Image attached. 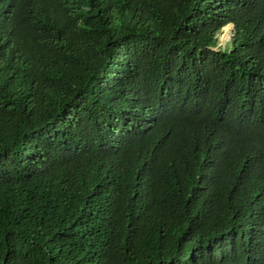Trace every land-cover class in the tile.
Returning <instances> with one entry per match:
<instances>
[{"label":"trees","instance_id":"obj_1","mask_svg":"<svg viewBox=\"0 0 264 264\" xmlns=\"http://www.w3.org/2000/svg\"><path fill=\"white\" fill-rule=\"evenodd\" d=\"M0 264H264V0H0Z\"/></svg>","mask_w":264,"mask_h":264},{"label":"rangeland","instance_id":"obj_2","mask_svg":"<svg viewBox=\"0 0 264 264\" xmlns=\"http://www.w3.org/2000/svg\"><path fill=\"white\" fill-rule=\"evenodd\" d=\"M233 33H234V25L230 24L227 25L221 33L218 34V45L215 48V50H218L220 48H227L230 46L231 41L233 39ZM227 34V35H226ZM228 37V38H227Z\"/></svg>","mask_w":264,"mask_h":264},{"label":"bare ground","instance_id":"obj_3","mask_svg":"<svg viewBox=\"0 0 264 264\" xmlns=\"http://www.w3.org/2000/svg\"><path fill=\"white\" fill-rule=\"evenodd\" d=\"M227 35V34H226ZM228 38V37H227Z\"/></svg>","mask_w":264,"mask_h":264}]
</instances>
